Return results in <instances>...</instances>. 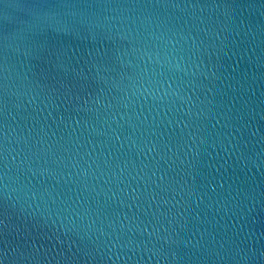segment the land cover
<instances>
[{
	"label": "water",
	"instance_id": "95a60500",
	"mask_svg": "<svg viewBox=\"0 0 264 264\" xmlns=\"http://www.w3.org/2000/svg\"><path fill=\"white\" fill-rule=\"evenodd\" d=\"M0 264H264V0H0Z\"/></svg>",
	"mask_w": 264,
	"mask_h": 264
}]
</instances>
